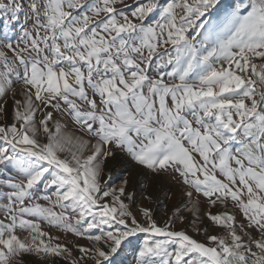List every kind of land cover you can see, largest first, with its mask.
Listing matches in <instances>:
<instances>
[{"label":"snow or ice","instance_id":"1","mask_svg":"<svg viewBox=\"0 0 264 264\" xmlns=\"http://www.w3.org/2000/svg\"><path fill=\"white\" fill-rule=\"evenodd\" d=\"M117 151L175 180L193 218L159 223L148 188L138 204L131 177L113 184ZM41 222L88 244L74 257ZM128 251L264 264V0H0V264Z\"/></svg>","mask_w":264,"mask_h":264},{"label":"rangeland","instance_id":"2","mask_svg":"<svg viewBox=\"0 0 264 264\" xmlns=\"http://www.w3.org/2000/svg\"><path fill=\"white\" fill-rule=\"evenodd\" d=\"M129 4L132 3V0H127ZM230 2V0H225V3ZM17 91L20 90L22 85L20 84H14L13 85ZM11 93H9V96ZM19 98V96L17 97ZM7 108L9 112H11L12 109V103L9 100V103L7 105ZM54 116H56V113H54ZM57 119L59 117L57 116ZM9 122H11L9 120ZM62 123L65 122V120L61 121ZM126 162H123V161ZM129 161L127 157H125L123 154L119 153L117 151V155L115 158H109L106 162L105 172L111 173L112 176V183L113 184H119L120 181L124 178L125 175H128L131 177V184H130V191H135L136 193V201L138 204L144 203L148 204L147 201L143 200L144 196V188H148L154 196L153 201L149 205L153 209H155V218L159 223H163L166 219L165 212L167 206L168 214H171V210L175 207L179 206L182 209L183 214L188 220H191L193 218L192 213L189 211V209L192 208V204L187 201L186 197H183L181 195V186L175 182L171 177H162L157 179L148 178L145 180V174L143 173V170L138 169L136 166L128 167ZM167 195H166V194ZM158 197V199H156ZM43 203V201H41ZM59 210V209H57ZM205 207L202 205L200 209V215L203 218V212L205 211ZM218 209L213 208L212 211L216 212ZM236 216L238 220H242V216L239 214L238 210L236 211ZM204 219L203 227H207L209 232L211 234H216L217 232H222L223 230L219 227H212L209 222ZM41 227L52 234L53 236H59V239L61 242H66L69 247H73L74 244H81L86 245L88 244V241L84 238L76 237L74 234L70 232L62 231L61 229L52 227L46 223L41 222ZM177 229H185L189 232L190 235H193L194 238L197 240H204L203 234H197L192 231V228L189 224H180L179 222L176 224ZM143 236L141 235L140 239L142 240ZM140 241H134V243H139ZM80 253L78 250H76L73 247V256L78 257ZM34 264H40L38 260H36L35 257L32 258ZM122 264H133L134 257L131 251L126 252L122 258ZM63 264V262H61Z\"/></svg>","mask_w":264,"mask_h":264},{"label":"bare ground","instance_id":"3","mask_svg":"<svg viewBox=\"0 0 264 264\" xmlns=\"http://www.w3.org/2000/svg\"><path fill=\"white\" fill-rule=\"evenodd\" d=\"M123 162H126L125 160Z\"/></svg>","mask_w":264,"mask_h":264}]
</instances>
